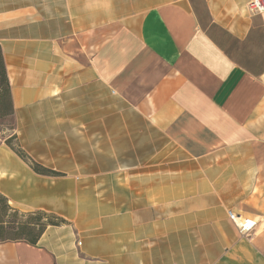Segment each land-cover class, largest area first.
<instances>
[{
  "label": "crops",
  "instance_id": "crops-1",
  "mask_svg": "<svg viewBox=\"0 0 264 264\" xmlns=\"http://www.w3.org/2000/svg\"><path fill=\"white\" fill-rule=\"evenodd\" d=\"M248 2L0 0V192L64 220L1 241L0 264H264V13ZM229 211L256 221L248 236Z\"/></svg>",
  "mask_w": 264,
  "mask_h": 264
},
{
  "label": "trees",
  "instance_id": "trees-1",
  "mask_svg": "<svg viewBox=\"0 0 264 264\" xmlns=\"http://www.w3.org/2000/svg\"><path fill=\"white\" fill-rule=\"evenodd\" d=\"M14 107L12 101V93L5 65L2 48L0 46V127L3 126L2 120L5 117H13ZM13 120V119H12ZM14 123V122H13ZM15 128V124L13 129ZM16 136L13 135L7 139V143L15 150V152L25 159L31 167L37 172L45 175H59V173L53 169L45 167L44 165L35 161L29 154L21 148L16 142L13 143V139ZM0 211L3 215H7L11 218L10 221L0 219V242L6 240H26L31 243H37L42 233L45 231L48 225H59L64 220L53 213H47L45 211H37L33 213H26L32 215H40L47 219L42 225H39V230L35 231L36 224L30 220H23L19 210L15 209L9 202L8 198L0 192ZM8 225V226H7ZM26 235V236H25Z\"/></svg>",
  "mask_w": 264,
  "mask_h": 264
},
{
  "label": "built area",
  "instance_id": "built-area-1",
  "mask_svg": "<svg viewBox=\"0 0 264 264\" xmlns=\"http://www.w3.org/2000/svg\"><path fill=\"white\" fill-rule=\"evenodd\" d=\"M247 8L251 14H262L264 13V0H249ZM229 217L237 224L242 235L248 236L256 226V221L250 218H246L238 224L240 216L233 211H229Z\"/></svg>",
  "mask_w": 264,
  "mask_h": 264
},
{
  "label": "rangeland",
  "instance_id": "rangeland-1",
  "mask_svg": "<svg viewBox=\"0 0 264 264\" xmlns=\"http://www.w3.org/2000/svg\"><path fill=\"white\" fill-rule=\"evenodd\" d=\"M12 119H13V117L11 118L10 116H8V117H5L2 120L3 126L0 127V133L2 134V135L0 134L1 138L2 137H6L8 134H12L13 133L14 123H13ZM14 143H15V141H14ZM21 214L24 215V216H22L23 220H28V217H29L30 220L36 224V227H34L35 231L39 230V225H42L45 222H47V219L45 217L40 216L38 214L37 215H32V216L30 214H26V213H21ZM1 218L3 220H5V221H10L11 220V218H9L7 215H3L2 212L0 211V219Z\"/></svg>",
  "mask_w": 264,
  "mask_h": 264
}]
</instances>
